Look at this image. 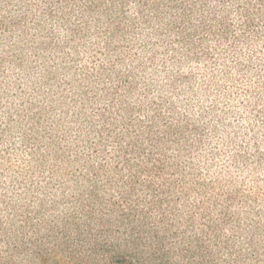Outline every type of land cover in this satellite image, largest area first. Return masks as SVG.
Returning <instances> with one entry per match:
<instances>
[{
    "label": "rangeland",
    "instance_id": "374dc122",
    "mask_svg": "<svg viewBox=\"0 0 264 264\" xmlns=\"http://www.w3.org/2000/svg\"><path fill=\"white\" fill-rule=\"evenodd\" d=\"M0 264H264V0H0Z\"/></svg>",
    "mask_w": 264,
    "mask_h": 264
}]
</instances>
